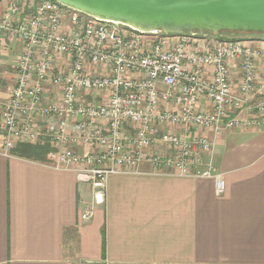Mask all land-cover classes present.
<instances>
[{
	"label": "built area",
	"instance_id": "2783aa9c",
	"mask_svg": "<svg viewBox=\"0 0 264 264\" xmlns=\"http://www.w3.org/2000/svg\"><path fill=\"white\" fill-rule=\"evenodd\" d=\"M16 42L14 82L0 99V153L48 142L45 163L89 187L83 220L109 173L142 162L211 178L221 195L215 137L264 121V37L144 31L55 0H11L0 7V66Z\"/></svg>",
	"mask_w": 264,
	"mask_h": 264
},
{
	"label": "crops",
	"instance_id": "0c3cea01",
	"mask_svg": "<svg viewBox=\"0 0 264 264\" xmlns=\"http://www.w3.org/2000/svg\"><path fill=\"white\" fill-rule=\"evenodd\" d=\"M214 164L221 195L145 162L109 173L83 220L91 193L73 170L0 153V264H264V121L221 131Z\"/></svg>",
	"mask_w": 264,
	"mask_h": 264
},
{
	"label": "water",
	"instance_id": "95a60500",
	"mask_svg": "<svg viewBox=\"0 0 264 264\" xmlns=\"http://www.w3.org/2000/svg\"><path fill=\"white\" fill-rule=\"evenodd\" d=\"M87 15L166 33L264 32V0H55Z\"/></svg>",
	"mask_w": 264,
	"mask_h": 264
},
{
	"label": "trees",
	"instance_id": "16d2710c",
	"mask_svg": "<svg viewBox=\"0 0 264 264\" xmlns=\"http://www.w3.org/2000/svg\"><path fill=\"white\" fill-rule=\"evenodd\" d=\"M211 33V32H210ZM215 34V33H212ZM217 34V33H216ZM218 35L228 39H249L264 37V32L246 30H223ZM51 149L48 142H16L9 150L10 154L39 162H48L47 153Z\"/></svg>",
	"mask_w": 264,
	"mask_h": 264
},
{
	"label": "rangeland",
	"instance_id": "374dc122",
	"mask_svg": "<svg viewBox=\"0 0 264 264\" xmlns=\"http://www.w3.org/2000/svg\"><path fill=\"white\" fill-rule=\"evenodd\" d=\"M203 33H209L210 32H203ZM219 34V32L217 33ZM247 38H252L250 36H247ZM21 50L19 43H13L7 45L4 48V53L2 55L3 62L0 66V99L4 98L6 96V90L10 85L13 84L14 78H15V69H14V63L16 61V57L19 54Z\"/></svg>",
	"mask_w": 264,
	"mask_h": 264
}]
</instances>
